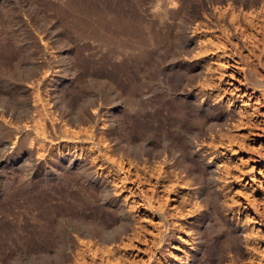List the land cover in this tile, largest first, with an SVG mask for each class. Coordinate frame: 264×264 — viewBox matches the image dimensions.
I'll return each instance as SVG.
<instances>
[{"label":"rangeland","instance_id":"374dc122","mask_svg":"<svg viewBox=\"0 0 264 264\" xmlns=\"http://www.w3.org/2000/svg\"><path fill=\"white\" fill-rule=\"evenodd\" d=\"M0 130V264H264V0H0Z\"/></svg>","mask_w":264,"mask_h":264},{"label":"bare ground","instance_id":"6f19581e","mask_svg":"<svg viewBox=\"0 0 264 264\" xmlns=\"http://www.w3.org/2000/svg\"><path fill=\"white\" fill-rule=\"evenodd\" d=\"M56 93V92H55ZM54 95V94H53ZM55 96H56V94H55ZM55 96H54V99H55ZM58 96V95H57ZM57 99V98H56ZM62 99V98H61ZM58 100V99H57ZM55 102V101H54ZM62 104V103H61ZM55 105H57L56 104V102H55ZM120 105V104H119ZM7 106V105H6ZM58 106H59V104H58ZM5 107V106H4ZM9 107V106H8ZM199 107L200 106H198V109H199ZM26 109L28 108V107H25ZM7 109V108H6ZM24 109V108H23ZM201 109V108H200ZM204 109V108H203ZM8 110V109H7ZM25 110V109H24ZM6 111V110H5ZM29 111V110H28ZM61 111V110H60ZM82 111V110H81ZM197 111V110H196ZM199 111V110H198ZM116 112V111H115ZM9 113V112H8ZM65 113V112H64ZM79 113V112H78ZM90 114V113H89ZM113 116V115H112ZM14 117V116H13ZM50 118V117H49ZM64 118V117H63ZM84 118V117H83ZM94 118V117H93ZM17 119V118H16ZM92 119V118H91ZM207 119V118H206ZM227 118H214V120L213 121H211V122H209V123H203L202 125H203V127H204V129H205V131L207 132V133H209V134H211V135H213V134H215V133H217V131L218 130H221V127H223V126H225L226 124H227V120H226ZM21 119H19L18 118V121H20ZM28 120V119H27ZM82 119H80V121H81ZM88 120V119H87ZM111 120V119H110ZM24 121V120H23ZM219 121H223V124H220L219 123ZM75 122V121H74ZM85 122V121H84ZM84 122H83V124H84ZM202 122V121H201ZM79 123V122H78ZM6 124V123H5ZM16 124V123H15ZM86 124V123H85ZM113 124V123H112ZM8 125V124H7ZM13 125V124H12ZM45 125V124H44ZM43 125V126H44ZM80 125V124H79ZM22 126V125H21ZM25 126V125H24ZM46 126V125H45ZM81 126V125H80ZM20 127V126H19ZM19 127H18V129H19ZM57 127V126H56ZM3 128V127H2ZM9 128H11V127H9ZM23 128V127H22ZM24 128H27V127H24ZM29 128V127H28ZM47 128V127H46ZM44 129V128H43ZM57 129V128H56ZM46 130V129H45ZM1 131V130H0ZM9 131V130H8ZM15 132V131H14ZM25 132V131H24ZM206 132H204V133H206ZM1 133V132H0ZM18 133V132H17ZM57 133V132H56ZM199 133V132H198ZM45 134V133H44ZM50 134H51V132L49 133V136H50ZM14 135H16V134H14ZM20 135V134H19ZM24 135H26V133L24 134ZM28 135V134H27ZM26 135V136H27ZM45 135H47V134H45ZM22 136V135H21ZM20 136V137H21ZM25 136V137H26ZM51 137H52V134H51ZM190 137V136H189ZM29 138V137H28ZM23 139H24V136H23ZM26 139V138H25ZM28 139H26L25 141H27ZM188 140H189V138H188ZM27 143V142H26ZM198 143H199V134H194V136L193 137H191V140H190V142H189V144H190V149L188 148V151L189 150H191V152H192V155H194V156H196V157H198V159H201L202 158V155H203V153H200V152H197L196 150H195V146H198ZM25 144V143H24ZM188 145V144H187ZM24 148V147H23ZM131 148H133V147H131ZM173 149H175V148H173ZM132 150H134V149H132ZM169 150H171L172 151V149H169ZM180 151H181V149H179ZM137 151V150H136ZM186 151V150H185ZM126 153V152H125ZM168 153V152H167ZM133 154H134V152H133ZM180 154H182V153H180ZM179 154V155H180ZM183 154H185V153H183ZM188 154V153H187ZM132 155V154H131ZM160 155V154H159ZM168 155V154H167ZM164 156H165V153H164ZM180 156H182V155H180ZM61 157V156H60ZM168 157H170L169 159H171V160H175V164H176V166H177V164H181V161L179 160L178 161V159L180 158V157H178V152L177 151H172L171 153H170V155H168ZM191 157V156H190ZM193 157V156H192ZM165 158H166V156H165ZM168 159V158H167ZM31 160V159H30ZM183 160H185V159H183ZM70 161V160H69ZM186 161V160H185ZM26 162V161H25ZM73 162H75L74 160L73 161H71V163H73ZM77 162V161H76ZM187 162V161H186ZM182 163H183V161H182ZM62 164V163H61ZM70 164V163H69ZM80 164V163H79ZM68 165V164H67ZM66 165V166H67ZM81 165V164H80ZM186 166V164H183V165H180V166ZM70 166V165H69ZM81 167H83L82 165H81ZM80 167V168H81ZM172 167V166H171ZM63 168V167H62ZM84 168V167H83ZM83 168H82V170H83ZM87 168V167H86ZM186 168V167H185ZM190 168V167H189ZM187 169V168H186ZM192 169V168H191ZM80 170V169H79ZM182 171H185V170H182ZM210 171V170H209ZM79 172V171H78ZM89 172H90V170H89ZM89 172H86L85 170H83V172L81 173L82 174V176H83V178L85 179V180H87V181H90V182H92V181H95V182H97V179H95L94 178V176L91 174V173H89ZM184 173V172H183ZM93 174H95V173H93ZM195 175H196V173H194ZM194 174L193 175H191V176H193L192 177V179L193 178H195V177H197V176H195L194 177ZM204 174V173H203ZM217 175V174H216ZM80 176V175H79ZM190 176V177H191ZM208 176V175H207ZM198 178V177H197ZM196 178V179H197ZM200 179V178H199ZM84 180V181H85ZM202 180V179H201ZM191 181V180H190ZM193 181V180H192ZM201 182H203V180L201 181ZM217 182V181H216ZM93 183V182H92ZM102 183V182H101ZM205 183V182H204ZM214 183H215V178L213 177V174H212V176L208 179V182H207V189L209 190V198H211V197H216L217 195H216V192H215V189H214ZM89 184V183H88ZM204 185V184H203ZM203 185H201V184H199L198 186H203ZM94 188V187H93ZM96 188V187H95ZM102 189H104L105 188V186H103L102 185V187H101ZM204 189V187H201L200 188V190H198V197H200L201 199H202V201L204 202L205 200H207V199H204V196H203V190ZM207 191V190H206ZM100 192H102V191H100ZM103 193V192H102ZM101 193V194H102ZM196 193H194V194H196ZM208 198V199H209ZM100 199V198H99ZM217 200V199H216ZM103 201L105 202V204L108 206V207H110L111 209H113L115 212H116V214H117V216H119L120 217V221H121V223L122 224H127V222H128V219H129V215H128V213L125 211V208H124V206L123 205H121L118 201H115V200H113V199H111L110 198V196L108 195V193L106 192L105 193V195L103 196ZM199 201V200H198ZM101 202V201H100ZM214 202V201H213ZM210 203V202H209ZM123 204V203H122ZM203 207V206H202ZM109 208V209H110ZM130 211V210H129ZM113 212V211H112ZM132 215V214H131ZM133 217V216H132ZM76 219V218H75ZM49 220V219H48ZM82 220V219H81ZM116 220V219H115ZM89 221V220H88ZM53 222V221H52ZM48 223H50V222H48ZM48 223H45V224H48ZM86 223V222H85ZM84 223V224H85ZM57 224V223H56ZM90 224V223H89ZM53 225V224H52ZM75 225H76V223H75ZM98 225V224H97ZM105 225V224H104ZM82 226V225H81ZM56 227V226H55ZM85 227H89V226H85ZM84 227V228H85ZM108 227V226H107ZM120 227H122V226H120ZM74 228V227H73ZM83 228V227H82ZM90 228V227H89ZM103 228V227H102ZM55 229V228H54ZM57 229V228H56ZM69 229V228H68ZM80 229V228H79ZM122 229V228H121ZM81 230V229H80ZM87 230V229H86ZM86 230H84V231H86ZM117 230H119V228L117 227L115 230H114V232H110V231H106V230H104V229H102V231L101 232H99V234H97V233H93V230H92V233L91 232H85V233H83L82 232V235L83 236H86L87 238L89 237H93V238H95V237H99V240H101L102 242H106V243H110V242H113L114 240H115V236H119L120 235V233H121V231L122 230H119V231H117ZM90 231V230H89ZM41 232H42V230H41ZM71 232V231H70ZM73 232V231H72ZM81 232V231H80ZM241 232V231H240ZM47 233V232H46ZM75 234V233H74ZM78 234V233H77ZM122 234V233H121ZM58 235V234H57ZM236 235V234H235ZM42 236V235H41ZM44 236V235H43ZM43 236H42V238H43ZM46 236V235H45ZM71 236V235H70ZM75 236V235H74ZM57 237V236H56ZM234 237H236V236H234ZM85 238V237H84ZM53 239V238H52ZM51 239V240H52ZM96 239V238H95ZM67 240V239H66ZM92 240V239H91ZM50 241V240H49ZM55 241V240H54ZM63 241V240H62ZM93 241V240H92ZM59 242H61V241H59ZM46 243V242H45ZM68 243V242H67ZM106 243L104 244V245H106ZM77 244V243H76ZM99 244V243H98ZM102 244V243H101ZM112 244V243H111ZM68 245V244H67ZM66 245V249L64 250L63 248H64V245H63V243H61V246H60V248H58L59 249V252L58 253H56V255L55 256H53L51 259H52V261H51V259H48V263L47 264H66V262L69 260V258H70V256L72 255V253H73V249L75 250L76 248H74L75 246H74V244L73 243H70L68 246ZM52 253H53V251H52ZM54 254V253H53ZM49 255V254H48ZM47 255V256H48ZM37 256V255H36ZM44 257V256H43ZM42 256H41V258H43ZM51 257V256H50ZM34 258V257H33ZM47 258V257H46ZM35 259H36V257H35ZM35 259H34V261H35ZM32 260V259H31ZM45 260H47V259H45ZM39 261H41V260H39ZM38 261V262H39ZM44 261V260H43ZM36 262V261H35ZM45 262H47V261H45ZM42 264V263H41Z\"/></svg>","mask_w":264,"mask_h":264}]
</instances>
